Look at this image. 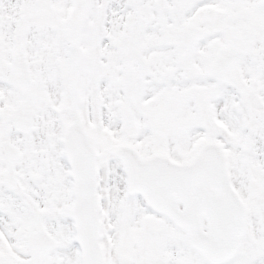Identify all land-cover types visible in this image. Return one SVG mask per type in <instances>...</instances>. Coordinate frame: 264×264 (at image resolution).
I'll return each instance as SVG.
<instances>
[{"label":"snow or ice","instance_id":"obj_1","mask_svg":"<svg viewBox=\"0 0 264 264\" xmlns=\"http://www.w3.org/2000/svg\"><path fill=\"white\" fill-rule=\"evenodd\" d=\"M0 264H264V0H0Z\"/></svg>","mask_w":264,"mask_h":264}]
</instances>
